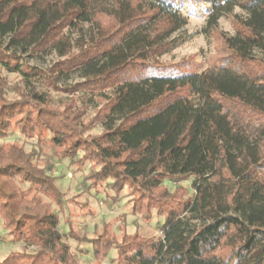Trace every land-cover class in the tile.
<instances>
[{"label":"trees","instance_id":"1","mask_svg":"<svg viewBox=\"0 0 264 264\" xmlns=\"http://www.w3.org/2000/svg\"><path fill=\"white\" fill-rule=\"evenodd\" d=\"M199 1L0 0V139L46 130L63 149L58 164L81 152L80 167L100 168L91 180L128 190L134 215L165 217L160 239H80L71 220L61 230L69 201L52 165L0 146V219L24 244L0 264H79L66 238L96 256L116 248L121 264H264V123L254 125L264 121V0L205 7L197 34L209 38L226 17L236 25L220 32L229 59L160 64L188 41L182 6ZM53 55L47 69L28 60Z\"/></svg>","mask_w":264,"mask_h":264},{"label":"rangeland","instance_id":"2","mask_svg":"<svg viewBox=\"0 0 264 264\" xmlns=\"http://www.w3.org/2000/svg\"><path fill=\"white\" fill-rule=\"evenodd\" d=\"M210 0H200L194 4V8L189 9L188 3H185L183 13L188 16L189 24L185 28L183 35L188 38V41L176 49L169 55L162 57L159 60L163 65H199L202 69L208 68L212 63H221V61L229 59V54L225 50V46L220 39V32L234 33L236 25L232 18H224L219 23V32L212 34L209 38L204 34H197L205 26L206 8ZM57 55L44 58H29V62L33 65L49 68L53 62L57 61ZM10 84L18 81V76L15 74L2 71ZM81 79L75 75L62 85L73 86L80 82ZM64 97H70L66 93ZM79 95L76 93L75 96ZM61 95L55 94L54 99L57 101ZM63 97V96H62ZM254 125L264 123L261 120H255ZM101 133V128H95L91 134ZM52 135L48 131H44L41 135L36 134L33 139L28 141L21 135L18 130H15L5 139H0V146L9 148L12 145L24 146L26 151H36L39 155V165L44 166L46 163L52 165L50 175L56 178V183L60 190L65 193V199L69 201L66 211L61 214V230L66 231V220H71L73 229L80 239L86 241L98 238L108 230L110 238L121 242L127 235H138L143 238H161L160 224L165 221L164 216L158 215L157 211H143L138 214H133L131 197L127 195L126 189L118 196L111 189L109 182H94L91 180L92 172L95 166L92 162L87 163L86 168L79 165V160L84 156L79 153L77 157L63 159L62 148H54L51 143ZM42 140V142H39ZM83 169V170H82ZM99 170V167H95ZM85 177L88 182L84 185ZM96 183V184H95ZM95 184L96 188L89 191L87 188ZM191 180L187 182H176L173 186L190 187ZM173 191L171 186L170 191ZM90 192V193H89ZM117 196V197H116ZM66 241L71 245V250L75 255L79 264H121L116 248L110 249L106 256L93 255L92 245L85 244L80 246L75 240L66 238ZM24 244L22 242L12 241L11 236L4 229L0 219V262L11 252L22 251Z\"/></svg>","mask_w":264,"mask_h":264}]
</instances>
